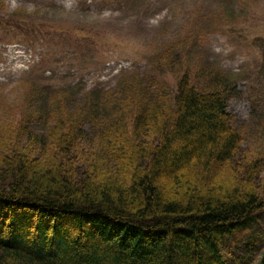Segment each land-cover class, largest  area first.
Here are the masks:
<instances>
[{
	"label": "trees",
	"instance_id": "obj_1",
	"mask_svg": "<svg viewBox=\"0 0 264 264\" xmlns=\"http://www.w3.org/2000/svg\"><path fill=\"white\" fill-rule=\"evenodd\" d=\"M188 42L106 91L19 84L20 121L0 129V264L240 259L231 260L236 238L264 216V147L242 145L264 127L236 124L225 71L200 66L193 80L184 60H171L195 48ZM174 67L172 90L162 80Z\"/></svg>",
	"mask_w": 264,
	"mask_h": 264
},
{
	"label": "rangeland",
	"instance_id": "obj_2",
	"mask_svg": "<svg viewBox=\"0 0 264 264\" xmlns=\"http://www.w3.org/2000/svg\"><path fill=\"white\" fill-rule=\"evenodd\" d=\"M185 40L195 48L177 50L171 60H184L193 80L200 66L229 74L235 92L228 111L257 133L258 123L264 127V0H0V129L20 121L23 82L77 96L110 90ZM163 65L152 73L156 81ZM166 69L162 82L175 90L176 68ZM253 137L244 140L246 154L264 147V134ZM257 217L255 231L243 234L253 241L236 238L235 264H264V216Z\"/></svg>",
	"mask_w": 264,
	"mask_h": 264
}]
</instances>
